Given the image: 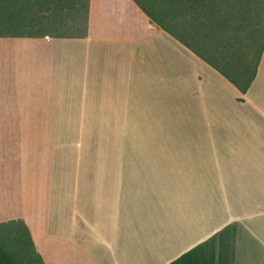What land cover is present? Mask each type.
Instances as JSON below:
<instances>
[{"label": "crops", "instance_id": "obj_1", "mask_svg": "<svg viewBox=\"0 0 264 264\" xmlns=\"http://www.w3.org/2000/svg\"><path fill=\"white\" fill-rule=\"evenodd\" d=\"M234 1L88 0L85 36L8 38L20 212L45 261L264 264V49L242 92L189 46Z\"/></svg>", "mask_w": 264, "mask_h": 264}, {"label": "trees", "instance_id": "obj_2", "mask_svg": "<svg viewBox=\"0 0 264 264\" xmlns=\"http://www.w3.org/2000/svg\"><path fill=\"white\" fill-rule=\"evenodd\" d=\"M6 1L13 11H20L16 8V4L17 7L19 5L17 0ZM20 2L24 4L21 9L26 10V3L30 5L31 0H20ZM43 2L51 3L56 14L41 21L51 22L59 29H66L65 32L50 34L86 35L88 0H43ZM21 18L22 16L19 17ZM202 23L205 34L193 37V42L189 46L245 92L255 76L264 49V0H235L231 7H226L215 19ZM13 235L12 242L16 245L13 252L5 247L8 244L6 238L9 239L10 235L4 236L3 240L0 238V264H52L42 258L24 223L21 227L14 228ZM16 253L18 257L15 256Z\"/></svg>", "mask_w": 264, "mask_h": 264}, {"label": "rangeland", "instance_id": "obj_3", "mask_svg": "<svg viewBox=\"0 0 264 264\" xmlns=\"http://www.w3.org/2000/svg\"><path fill=\"white\" fill-rule=\"evenodd\" d=\"M17 1L19 5L17 7L16 4V8L20 9L19 12L13 11L6 0H0L1 60L10 59L8 38L11 36L19 33L50 34L51 32H65L66 30L55 27L56 25L51 22L45 23L41 21L56 14L51 3L43 2V0H31L30 5L26 3L27 9L23 10L21 9L24 6L23 2ZM21 16L22 18L19 19ZM10 71L8 67H5V69H1L2 75L0 76V238L3 240L4 236L10 235L9 239L6 238L8 244L5 247L13 252L16 246L12 242V239H14V228L21 227L24 222L20 212L17 128ZM99 134L101 135V133ZM123 134L121 132L114 133L112 148L114 155H121ZM136 136L137 133L129 134V138L133 137V140H136ZM75 156L76 154L73 155L72 160L67 158L69 170H72L70 166L73 165ZM131 170V175L136 177L137 167L135 163L131 165ZM137 182V180L132 179L131 186L136 185ZM171 198L169 196L161 197L162 219H168L171 223L173 221L176 222L180 232L181 228H185L184 205H182L183 202L180 199L175 202ZM200 231L201 229H194V233ZM22 232L20 228V233ZM227 251L232 253V247L227 248ZM15 256L18 257V253ZM226 263H233V260L227 259ZM236 264H249V261L236 260Z\"/></svg>", "mask_w": 264, "mask_h": 264}]
</instances>
